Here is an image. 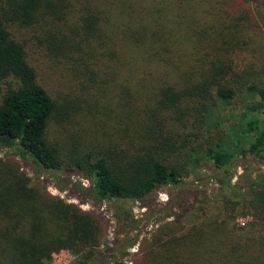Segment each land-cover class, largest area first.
<instances>
[{
	"label": "trees",
	"instance_id": "16d2710c",
	"mask_svg": "<svg viewBox=\"0 0 264 264\" xmlns=\"http://www.w3.org/2000/svg\"><path fill=\"white\" fill-rule=\"evenodd\" d=\"M30 33L61 89L40 81ZM225 106L239 109L226 125ZM3 148L0 264L61 250L70 264H125L136 243L132 264H264V171H248L264 162V0H0ZM191 174L218 185L220 208L186 227ZM165 186L178 192L157 207ZM106 202L112 239L110 218L80 206ZM144 219L157 226L140 238Z\"/></svg>",
	"mask_w": 264,
	"mask_h": 264
},
{
	"label": "rangeland",
	"instance_id": "374dc122",
	"mask_svg": "<svg viewBox=\"0 0 264 264\" xmlns=\"http://www.w3.org/2000/svg\"><path fill=\"white\" fill-rule=\"evenodd\" d=\"M33 33H30L26 39V49H27V56L31 64L37 69L38 71V76L40 81L50 89L59 90L63 87V78H58L60 77L59 71L54 73L53 71V65L52 67L50 66V59L45 54L44 52V47L41 45L42 42H39L37 39H35ZM238 106H225L224 109L217 110L215 112V115H218V119L222 120L224 122V125L229 122V118L231 116L232 111L234 110V113H237L239 109L237 108ZM10 156V153L6 149H0V157H8ZM15 159L18 160L19 165L21 169L26 172L31 178H34L36 176V172L34 171V167L31 165V163L21 160L18 157H15ZM249 170L252 172V174H255L254 171H264V162H253L250 161L249 163ZM199 174H209L211 173L210 169H202L201 167L198 168ZM243 169L239 166L236 167V176L233 177V182L236 181L237 175L242 173ZM200 185V186H199ZM195 186L200 187L204 190L205 192L199 193L196 199L198 201H201L200 203L196 202L195 195L193 194V190ZM47 190L53 194L57 195L60 197H65V192L60 191L56 187H54L52 184L47 183L46 184ZM196 187V188H197ZM218 190V185L216 183L207 181L206 178H203L202 180H197L195 176L192 174L188 177H186L183 181V187L181 188V192H183V198L185 200V205L188 207V211L184 216L183 223L186 227L190 226L191 224L199 221L203 217H211L217 213V211L220 208V202L218 200H215L213 197L216 195ZM178 190L175 188H171L168 186L162 187L158 189L154 193V197L156 198V206L161 207L166 203H172L175 195L177 194ZM161 193L167 194V199L166 200H161L159 197L161 196ZM172 193V195H171ZM182 194V193H181ZM212 197V199H211ZM70 201L77 202L76 199H71ZM88 207L85 206L83 209L84 210H89V209H97L95 206L91 205L90 203H87ZM106 209L108 211H111L110 208V203L106 202ZM90 207V208H89ZM135 207V205L132 206V209ZM146 210V209H145ZM142 211L141 214L138 216H142V214L145 212ZM251 220L250 216H240L238 215L236 217L235 222L241 226V225H246L249 223ZM150 225V223L144 219L141 221L140 226H138V230L140 231V238L148 236L154 228L157 226H153V228L148 231L146 230V226ZM117 227L116 221L111 218L110 223L107 229V234L106 237L109 239L113 238V234L115 232V229ZM134 255L136 252H132ZM72 255L66 251V250H61L58 253H55L53 255L51 264H70L72 260ZM129 259H133V256H131Z\"/></svg>",
	"mask_w": 264,
	"mask_h": 264
},
{
	"label": "built area",
	"instance_id": "2783aa9c",
	"mask_svg": "<svg viewBox=\"0 0 264 264\" xmlns=\"http://www.w3.org/2000/svg\"><path fill=\"white\" fill-rule=\"evenodd\" d=\"M81 181L86 186L89 184V181L87 179H82ZM159 198L161 200H166L167 194L161 193V196ZM80 206L83 209L85 206L88 207V204L87 203L86 204H80ZM99 210L104 212V214H106L110 219L112 218L111 212L106 209L105 204H103L101 207H99ZM144 210H145V207L138 206V205H135V207L133 208V212L136 214V216H139L141 214V212ZM149 223H150V225L146 226V230H148V231H150L153 228V226H156L152 222H149ZM137 250H138V243H136L135 245H133L130 248V256L126 259L125 264H132V260L129 258L131 257V254H133L132 252H137Z\"/></svg>",
	"mask_w": 264,
	"mask_h": 264
},
{
	"label": "water",
	"instance_id": "95a60500",
	"mask_svg": "<svg viewBox=\"0 0 264 264\" xmlns=\"http://www.w3.org/2000/svg\"><path fill=\"white\" fill-rule=\"evenodd\" d=\"M140 226V225H139Z\"/></svg>",
	"mask_w": 264,
	"mask_h": 264
}]
</instances>
